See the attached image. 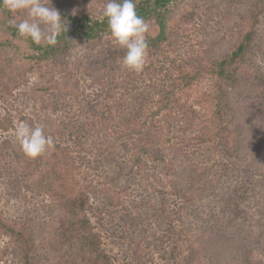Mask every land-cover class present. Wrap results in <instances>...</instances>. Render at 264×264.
<instances>
[{"label":"trees","instance_id":"1","mask_svg":"<svg viewBox=\"0 0 264 264\" xmlns=\"http://www.w3.org/2000/svg\"><path fill=\"white\" fill-rule=\"evenodd\" d=\"M245 1L250 6L249 11L237 23L231 38L221 35L215 26H208L202 30L200 42L204 50L197 59L185 66H174L169 61L164 73L165 84L155 95L146 116L147 124L144 123V127L129 140L122 141L137 169L163 160V145L171 142L166 140V132L173 129L169 127L174 122L176 99L185 91L196 93L198 83H208V92L202 94L208 100L204 107L205 117H199L201 127L192 134L184 133L175 138L170 145V150L175 153L174 159L184 158L186 167L183 174H177L176 179L168 184L169 196L179 206L170 213L171 220L161 236L165 240H158L159 248L166 245L173 250L177 241L174 240L177 237L176 224H183L180 209L186 205L197 208L201 200L211 197L217 180L232 167L250 168L248 170L254 172V177L264 181V46L258 48L257 56L253 51L259 19L264 15V0ZM106 2L102 0L101 6L93 7L86 6L84 0H51L52 6L67 22V31L58 37L55 45L41 46L20 37L8 23L12 13L0 6V12L7 16L6 34L0 35V101L7 105L10 123L18 115V121L34 125L22 116V108H14L13 102L9 104L10 99L16 101L26 96L33 103L45 104L51 96L66 90L68 59L76 46L111 37L107 19H100ZM134 2L137 14L149 24L146 38L151 56L174 49L183 35L182 28L187 25L193 28L198 24L192 26L198 17L188 9L185 0ZM124 55L125 50H114L104 60V67L110 68V62L123 59ZM255 57L260 66H254ZM105 70L103 68L98 76L100 84ZM102 88L105 101L109 96L108 87ZM97 89L101 98V88ZM96 101L88 97L83 108L90 113L102 107L99 111L103 117L108 108L97 105ZM0 126V130L8 129L7 123ZM44 128L52 137L54 148L35 159L24 154L20 143L9 145L0 131V166L7 163L10 152L15 160V166H9L6 172L13 180L11 185L15 190L22 187L30 195L40 197L41 205L48 209L54 221L45 224L38 218L11 220L0 210V237L13 240L15 248L10 256L18 264H115L113 257L103 248L102 237L90 218V214L99 212L88 204L89 193H93L90 182L86 176H79L74 152L57 145L53 138L58 135L57 140L64 139V127L48 120ZM203 145L214 146L217 150L215 172L213 165L208 167L193 159L192 152ZM220 166L223 169L218 173ZM222 171L225 172L221 174ZM106 196L111 198V204H116V199L109 194ZM215 221L208 223L214 227ZM189 232V228L185 230L182 226V242L189 252L188 259H184L188 264H233V254L227 246L229 236L215 232L207 240H202ZM220 243H225V247ZM216 244L219 249L214 247ZM3 255L0 252V259ZM0 264H4L3 259Z\"/></svg>","mask_w":264,"mask_h":264},{"label":"rangeland","instance_id":"2","mask_svg":"<svg viewBox=\"0 0 264 264\" xmlns=\"http://www.w3.org/2000/svg\"><path fill=\"white\" fill-rule=\"evenodd\" d=\"M101 1L84 0V4L99 7ZM44 2L48 3V0ZM184 3L196 13L198 19L192 26L198 23L197 26H184L183 35L174 49L152 56L148 53L142 72L129 71L123 65V59L110 62V68L104 67L108 55L114 50H124L111 37L104 38L100 42L76 46L68 59L64 92L54 94L45 104L33 103L26 96L16 101L10 99L9 104L13 102L14 108H22V116L34 125L45 127V123L52 120L64 127V139L57 140L58 135L53 138L57 145L74 152L79 176H86L90 182L93 193H89L88 204L99 209L96 215L90 214V218L102 237L103 248L113 257L115 264H188L184 259H188L189 252L182 242V226L202 240H207L215 232L229 236L227 246L232 251L233 264H264V181L254 177V172L248 170L250 168L238 165L226 173L221 172L224 174L217 180L219 183L216 182L214 198L212 195L201 200L197 208L186 205L180 209L183 224H176V246L173 250L166 245L159 248L158 240L165 234L166 224L171 220L170 213L179 206L169 196L168 184L176 179L177 174H183L186 167L184 158L174 159L175 153L170 150V145L175 138L184 133L192 134L201 127L200 118L205 117L204 107L208 100L202 94L208 92V83L200 82L196 93L185 91L176 99L174 122L169 127L173 129L166 132V140L171 142L163 145V160L137 169L132 163V155L123 145L144 127V123L147 124L146 116L155 95L165 84L164 73L169 61L174 66H185L197 59L204 50L201 33L208 26H215L221 35L231 38L237 23L250 8L245 0H185ZM18 15L27 17L26 12ZM6 31L7 16L0 12V35ZM254 44L253 51L257 56L258 50L264 46V15L259 19ZM253 59L256 60L254 66H260L259 59ZM103 68L106 72L102 74L100 84L98 76ZM98 86L101 98L98 97ZM102 86L108 87L109 96L105 101ZM88 97L97 100L99 106H107L108 112L101 117L99 110L102 107L90 113L85 111L83 103ZM6 111H9L7 105L0 101V125L8 124V129L0 130L1 136L9 145H15L20 143L13 134L15 126L20 123L19 116L16 115L10 123ZM194 152V160L208 167L213 165V172L216 171L217 150L214 146L203 145ZM9 166H15L10 152L7 163L0 166V210L11 220L38 218L45 224L53 222L48 209L41 205L40 197L30 195L20 185L18 191L13 188V180L6 175ZM222 169L220 166L217 172ZM107 193L117 200L116 204H111ZM213 219L216 223L211 227L208 222ZM220 244L225 247V243ZM13 247V240L0 237L4 264H18L10 256ZM214 247L219 249L217 244Z\"/></svg>","mask_w":264,"mask_h":264},{"label":"clouds","instance_id":"3","mask_svg":"<svg viewBox=\"0 0 264 264\" xmlns=\"http://www.w3.org/2000/svg\"><path fill=\"white\" fill-rule=\"evenodd\" d=\"M51 0H0V6L12 13L8 23L17 30L18 35L34 44L55 45L58 37L67 31V22L55 7L48 6ZM26 12V18L18 13ZM107 19L113 41L125 50L123 65L132 72L140 73L147 64L148 42L146 34L149 24L137 14L134 0H107L101 15ZM20 142L24 154L38 158L54 148L51 136L42 125L20 122L13 133Z\"/></svg>","mask_w":264,"mask_h":264}]
</instances>
